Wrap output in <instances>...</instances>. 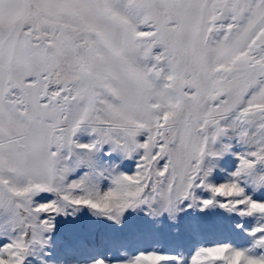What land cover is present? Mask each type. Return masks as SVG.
<instances>
[{
  "label": "snow or ice",
  "instance_id": "snow-or-ice-1",
  "mask_svg": "<svg viewBox=\"0 0 264 264\" xmlns=\"http://www.w3.org/2000/svg\"><path fill=\"white\" fill-rule=\"evenodd\" d=\"M0 264H264V0H0Z\"/></svg>",
  "mask_w": 264,
  "mask_h": 264
}]
</instances>
